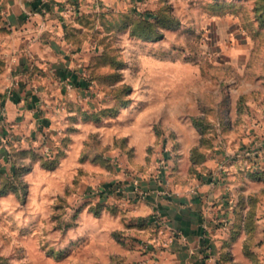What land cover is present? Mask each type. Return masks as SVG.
I'll return each instance as SVG.
<instances>
[{"label": "crops", "instance_id": "crops-1", "mask_svg": "<svg viewBox=\"0 0 264 264\" xmlns=\"http://www.w3.org/2000/svg\"><path fill=\"white\" fill-rule=\"evenodd\" d=\"M66 1L0 0V57L29 58L31 67H42L75 52L67 32V25L74 26L67 19L74 10ZM174 70L158 67L170 83ZM20 87L17 82L10 94L0 95V115L23 139L8 147L28 152L18 158L26 173L54 169L63 179L60 193L50 198L49 216L54 208H73L75 222L58 227L59 233L104 241L111 251L109 264H264V148L254 162L228 161L223 148L202 145L209 133L194 121L206 120L205 115L194 117L187 108L178 113L174 100L161 104L147 85H138L137 95L104 118L90 101L67 99L56 121L50 114L32 118L28 110L39 103L20 98L15 92ZM32 132L58 140L56 149L50 148L52 158L30 147ZM194 149L204 157L192 160ZM30 150L41 158H31ZM133 181L149 191L147 198L133 192ZM112 183L124 190L102 199L98 214L90 210L91 200L79 196ZM8 194L18 199L12 192L0 198ZM66 247L48 244L46 252L58 259Z\"/></svg>", "mask_w": 264, "mask_h": 264}, {"label": "rangeland", "instance_id": "rangeland-1", "mask_svg": "<svg viewBox=\"0 0 264 264\" xmlns=\"http://www.w3.org/2000/svg\"><path fill=\"white\" fill-rule=\"evenodd\" d=\"M67 2L74 10L67 17L74 26L67 25V32L76 51L42 67H31L29 58L0 57V95L10 94L18 82V96L39 103L28 110L34 119L50 114L56 121L67 99L90 101L104 118L112 101L113 111L119 110L139 93L138 85H147L161 104L174 100L178 113L187 108L194 117L205 115L204 145L223 148L228 161L248 164L259 157L264 148V0ZM169 17L175 24L163 25ZM144 20L150 24L145 33L158 34L139 36ZM161 66L175 67L173 82L158 72ZM19 136L0 115V163L6 175L8 145L22 143ZM29 137L32 149L53 157L57 139L47 133ZM28 170L19 176L23 186L16 184L18 199L12 194L0 198V264H109L111 251L104 241H80L71 231H57L75 222L73 208H54L49 216L50 198L60 193L63 179L54 169ZM110 185H96L79 196L95 207V192ZM72 242L77 245L70 248ZM48 244L69 249L53 259Z\"/></svg>", "mask_w": 264, "mask_h": 264}, {"label": "trees", "instance_id": "trees-1", "mask_svg": "<svg viewBox=\"0 0 264 264\" xmlns=\"http://www.w3.org/2000/svg\"><path fill=\"white\" fill-rule=\"evenodd\" d=\"M164 20H166V21L163 22V25L171 26V25L175 24L173 17H169L168 19H164ZM139 22L142 23V25H141L142 28L141 27L140 28H141L142 33H143V35L138 34L139 36H145L146 38H150L151 36L153 37L156 35L157 32L154 30H152L151 36L145 33L146 31H144V29H145L146 25L148 26V24H149L148 21L144 20V21H139ZM125 104H126V101L121 106H123ZM118 106H120V104ZM112 108L110 110V113H115L116 110L113 111ZM194 122L200 128L202 133H204L205 129L202 126L203 120L198 119V120H195ZM204 138L205 137L202 138V145L205 144ZM26 152L27 151H18L17 153H14L13 150L10 148V151H8L7 162L5 161L6 165L8 164V168H7L8 174L7 175L5 174L6 170H4V168H3L4 165L2 163H0V195L6 194L7 192L11 191V192L16 193L17 196H20V195H18L16 184H18V185L21 184L23 186V183H21L19 176H20V173L22 171H26L28 169V167L26 165H24L23 163H21L18 160V158L21 156H24ZM29 154H30L31 158H33V159L34 158H41L40 155L36 154L32 150L29 151ZM191 156H192V160L194 159L196 161H198L199 159H202L204 157V155L201 152H199L198 149L192 150ZM42 157H44V156H42ZM43 165L51 166L52 163L45 162V163H43ZM113 184H111V185H113ZM102 199H104V198L102 197L98 201H95V203H96L95 207H90V210H93V212L95 214H98V211H97L98 208L104 206V204L101 203ZM90 202H92V201H90Z\"/></svg>", "mask_w": 264, "mask_h": 264}, {"label": "built area", "instance_id": "built-area-1", "mask_svg": "<svg viewBox=\"0 0 264 264\" xmlns=\"http://www.w3.org/2000/svg\"><path fill=\"white\" fill-rule=\"evenodd\" d=\"M161 166L164 165V161L162 160L160 162ZM134 189L133 192L136 193L140 198L145 199L147 198V196L149 195V191H144L141 189H138L137 186L135 184H133ZM122 191V187L119 184H113L110 185L109 187H107L106 189L103 190H99L95 192L94 198H96L97 200L100 198H107L110 195H119L121 194ZM154 222L159 225L161 223V217L159 214H155L154 215ZM145 247L146 243H142Z\"/></svg>", "mask_w": 264, "mask_h": 264}]
</instances>
